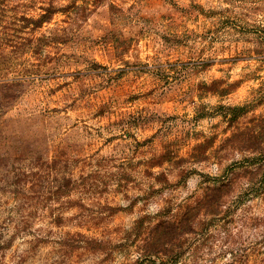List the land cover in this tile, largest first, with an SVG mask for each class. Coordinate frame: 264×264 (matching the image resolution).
Masks as SVG:
<instances>
[{
	"label": "clouds",
	"instance_id": "9594fccd",
	"mask_svg": "<svg viewBox=\"0 0 264 264\" xmlns=\"http://www.w3.org/2000/svg\"><path fill=\"white\" fill-rule=\"evenodd\" d=\"M0 264H264V0H0Z\"/></svg>",
	"mask_w": 264,
	"mask_h": 264
}]
</instances>
